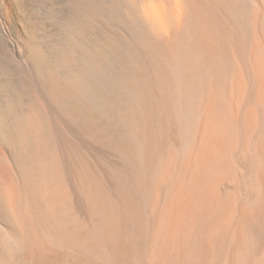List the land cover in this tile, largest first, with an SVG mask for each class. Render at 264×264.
<instances>
[{"label": "bare ground", "instance_id": "bare-ground-1", "mask_svg": "<svg viewBox=\"0 0 264 264\" xmlns=\"http://www.w3.org/2000/svg\"><path fill=\"white\" fill-rule=\"evenodd\" d=\"M0 264H264V0H0Z\"/></svg>", "mask_w": 264, "mask_h": 264}]
</instances>
